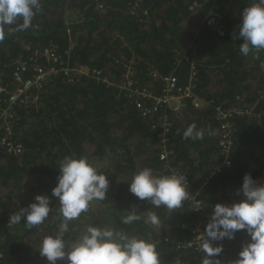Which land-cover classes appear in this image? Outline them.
<instances>
[{
	"label": "trees",
	"instance_id": "16d2710c",
	"mask_svg": "<svg viewBox=\"0 0 264 264\" xmlns=\"http://www.w3.org/2000/svg\"><path fill=\"white\" fill-rule=\"evenodd\" d=\"M254 2L40 0L32 26L13 30L0 40L4 93L15 89L14 74L21 63L29 68L26 76L38 66L49 65L40 52L49 46L56 47L62 60L72 66L89 63L102 69L112 82L60 75L41 90L37 107H16L8 136L21 146V154L10 153L2 145L5 131L0 129V264H49L39 251L43 238L54 235L62 221L52 189L58 182L59 164L69 156L86 157L110 181L106 199L97 205L91 202L87 212L69 223V240L81 236L89 225L107 226V220H118L120 231L156 245L161 264H202L205 237L199 246L195 242L202 212H208L209 222L215 204L242 199L236 190L246 174L264 183V50L244 56L239 37L241 14ZM130 65L141 87L160 91L150 72L172 74L180 84H192L207 106L190 104L181 113L167 109L166 114L162 109L145 115L134 93L116 85ZM233 108L241 113L232 112L227 120L232 124L231 165L223 166L228 155L221 146L218 115ZM166 117L172 125L163 144ZM193 123L204 131L203 139L184 138ZM209 130L214 134L209 135ZM165 149L169 154L161 159ZM146 167L160 176L187 175L192 183L189 192L203 201V211L190 198L181 208L169 210L135 197L129 181ZM41 194L51 197L52 206L41 225L30 229L23 221L9 223L13 214ZM101 202L106 215L96 210ZM133 208L142 218L123 224L121 219ZM149 211L158 216V226L145 222ZM248 240L245 232H238L234 240L217 242L224 248L221 264H232ZM185 241L195 243L192 248L179 247Z\"/></svg>",
	"mask_w": 264,
	"mask_h": 264
},
{
	"label": "clouds",
	"instance_id": "9594fccd",
	"mask_svg": "<svg viewBox=\"0 0 264 264\" xmlns=\"http://www.w3.org/2000/svg\"><path fill=\"white\" fill-rule=\"evenodd\" d=\"M40 9V0H0V40L13 30L31 27ZM241 15L239 37L243 43L240 52L248 56L254 50H264V0H255ZM208 134L214 133L209 130ZM183 136L185 139H203L204 131L193 123ZM58 167V182L52 189V197L59 200L62 221L54 235L43 238L39 251L49 264H58L65 259L67 264H161L154 243L108 226L89 225L81 236L69 240V223L87 212L91 202L106 199L110 181L86 157H65ZM129 191L139 200L169 210L181 208L191 196L185 176H160L148 167L133 175ZM236 194L242 199L232 204L217 203L213 208L203 232L202 264H221L219 257L224 248L217 242L234 240L238 232H245L249 240L242 245L232 264H264V183L246 174ZM50 201L51 197L47 195H37L29 206L13 214L9 223L23 221L30 229L41 225L49 217ZM141 218L133 208L121 222L131 225ZM143 218L153 226L160 223L158 216L150 211Z\"/></svg>",
	"mask_w": 264,
	"mask_h": 264
},
{
	"label": "built area",
	"instance_id": "2783aa9c",
	"mask_svg": "<svg viewBox=\"0 0 264 264\" xmlns=\"http://www.w3.org/2000/svg\"><path fill=\"white\" fill-rule=\"evenodd\" d=\"M41 54L49 61L48 66H38L35 73L31 76H26L29 68L26 63H21L17 67V71L14 74L16 87L9 93H4V88L0 87V129L5 131V138L2 140V145L10 152L14 154H21L22 148L20 145H15L12 139L8 136L11 133V127L15 116L16 107H37L40 99L41 90L50 84L54 78L60 75H73L88 77L97 81L112 84L111 80L105 76L103 70L89 63L72 66L69 62L62 60V56L54 46H49L40 51ZM40 54L35 52V55ZM30 59L32 62L35 55ZM19 62V61H18ZM17 62V63H18ZM30 62V61H29ZM31 62V63H32ZM58 63H62L65 66H59ZM134 67L130 65L125 74L124 79L118 84V87L123 90L134 93L135 102L137 107L145 115H154L159 113L162 109L164 113L166 110L171 112L181 113L188 105H194L197 108H203L207 106V102L201 99L195 94L192 84L182 85L179 83L178 78L175 75H159L157 72H150V75L156 79L160 85V91L157 89H151L148 87H141L134 78ZM192 78L195 79V74H192ZM7 96V98L5 97ZM234 112L241 113V109L233 108L230 111L221 110L218 118L221 119V130L223 132L221 146L225 150L227 157L223 160V166L231 165V159L229 157L232 142V124L227 121ZM167 114V113H166ZM172 122L166 117L163 124L164 133L162 134L161 142L166 144L169 138L166 136V132L170 129ZM3 136V137H4ZM169 152L165 149L162 151L161 159H166ZM219 171V169L217 168ZM178 174L185 176L188 190L191 189L192 183L190 178L184 173L172 172L170 175ZM190 200L196 206L197 210L203 211V201L198 198L197 194H191ZM208 212H202V219L198 223L196 229L195 242L200 244V241L204 238L203 225H206ZM167 240V239H166ZM193 241H185L179 247L189 248L195 243Z\"/></svg>",
	"mask_w": 264,
	"mask_h": 264
},
{
	"label": "rangeland",
	"instance_id": "374dc122",
	"mask_svg": "<svg viewBox=\"0 0 264 264\" xmlns=\"http://www.w3.org/2000/svg\"><path fill=\"white\" fill-rule=\"evenodd\" d=\"M98 204V200L97 202L95 203V205ZM106 205H104L102 202L99 204V206L96 207V210L97 212L100 214V215H106L108 212H106V208H104ZM102 212V213H100ZM105 225H107L108 227H111V228H114L116 230H119L120 229V225L118 224V220H115V221H110V220H107L105 222Z\"/></svg>",
	"mask_w": 264,
	"mask_h": 264
},
{
	"label": "bare ground",
	"instance_id": "6f19581e",
	"mask_svg": "<svg viewBox=\"0 0 264 264\" xmlns=\"http://www.w3.org/2000/svg\"><path fill=\"white\" fill-rule=\"evenodd\" d=\"M201 197V196H200ZM196 225V224H195ZM196 235V234H195ZM192 248V247H191Z\"/></svg>",
	"mask_w": 264,
	"mask_h": 264
}]
</instances>
